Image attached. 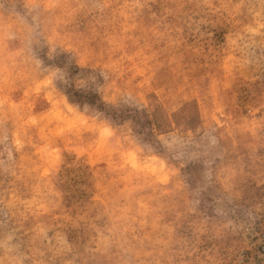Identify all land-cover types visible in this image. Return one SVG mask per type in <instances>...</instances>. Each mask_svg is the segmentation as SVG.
Returning <instances> with one entry per match:
<instances>
[{"label": "rangeland", "instance_id": "374dc122", "mask_svg": "<svg viewBox=\"0 0 264 264\" xmlns=\"http://www.w3.org/2000/svg\"><path fill=\"white\" fill-rule=\"evenodd\" d=\"M0 264H264V0H0Z\"/></svg>", "mask_w": 264, "mask_h": 264}]
</instances>
